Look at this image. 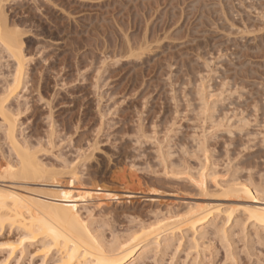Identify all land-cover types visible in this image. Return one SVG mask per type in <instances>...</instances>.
<instances>
[{
	"label": "rangeland",
	"instance_id": "rangeland-1",
	"mask_svg": "<svg viewBox=\"0 0 264 264\" xmlns=\"http://www.w3.org/2000/svg\"><path fill=\"white\" fill-rule=\"evenodd\" d=\"M4 1L8 22L17 23L19 31L28 28L24 29L28 33H23L22 52L27 56L25 62L27 58L31 61L27 60L24 66L25 87L21 84L18 93L12 92L1 108L17 118L16 135L21 147L29 146L26 147L31 153L36 152L49 168L55 166L62 171L76 167L77 177L82 180L66 185L73 175L67 169L69 175L63 171L65 176L61 177V173L60 185L65 189L80 187L79 193L84 198L76 193L72 196L78 198L74 199L78 201V211L86 224L90 221L89 226L105 234L108 243L117 235L120 239L129 236V231L135 232L142 225L141 220L146 227L155 225L159 219L175 221L178 219L175 214L182 215L189 205L208 207L213 202V205L221 203L222 207L239 203L247 207L249 203L250 207L264 206L263 191L251 199L244 195L241 198L220 195L222 186L226 188L228 183L238 181L241 184L253 181L251 187L264 188V0ZM143 43H148L145 48ZM1 47L2 43L0 97H3L8 92L1 86L11 85L16 61ZM134 49L138 50L137 58L138 54L132 53ZM7 73L12 74L5 77ZM202 101L210 106L207 112L204 110L208 106ZM2 116L0 182H8L4 171L7 163L16 166L17 156L4 132L6 122ZM196 144H205L204 149ZM92 148H97L94 153ZM160 150H164V156L159 155ZM90 152L92 155H88ZM4 165L7 167L3 171ZM187 166L191 168L189 171ZM191 177L204 181L202 184L208 191L201 190L199 181L193 178L190 181ZM194 181L198 184H193ZM215 181L221 188L216 187ZM17 184L25 194L47 189L38 183ZM84 206L92 216L87 215L89 210ZM23 211L31 215L30 210ZM89 216L95 221L88 220ZM242 218L246 223V227L242 225L245 236L239 233L242 222L236 224L232 220L223 225L226 230L221 231L227 234L222 239L217 232L219 223L223 224L220 218L214 226L217 231L213 223L208 226L206 223L204 230L198 231L206 236L201 239L197 233L200 237H195L199 239V243L195 241L197 248L190 242L193 239L190 232L185 238L177 235L170 249L162 247L163 241L159 247L152 245L142 260L130 262L264 264V234H260L263 227L261 230L254 222H247L243 214ZM18 237L17 229L0 228V264H53L51 253L36 255L40 243L29 247V240L27 245L24 243L27 246L24 251L20 248L10 254V245L17 244ZM178 241L183 244L179 246ZM175 245L179 247L174 254Z\"/></svg>",
	"mask_w": 264,
	"mask_h": 264
},
{
	"label": "bare ground",
	"instance_id": "bare-ground-1",
	"mask_svg": "<svg viewBox=\"0 0 264 264\" xmlns=\"http://www.w3.org/2000/svg\"><path fill=\"white\" fill-rule=\"evenodd\" d=\"M8 1V0H7ZM4 0H0V43H2V47L4 46V51H8L7 54L11 55L10 57H14L15 58V61L16 63L14 62L15 65V71H11L12 73H7L8 76H5V77H10L11 76V83L8 84L10 86H7L5 84H2V85H5L7 86V88L5 86H1L3 87L2 89H6L5 91L8 92L5 93V95L3 97H0V114L1 116L3 117V120L6 122L5 124V128H6V134L7 136L9 137V143L12 145L11 147L14 149H16V151L12 148H10L14 153H16L14 156L17 158L16 160V166H14L13 164L11 163H7L8 165V168H6L7 166L3 167V171H4V168H6V170L4 171V175L5 174H8V178L6 180H8V182H0V228H6V227H9L10 229H17L18 231V235L20 237H18L19 239H17V244H12L13 246L10 245V254H13L17 249H20L22 251H24V249H26V241H28V246H32L34 245L35 243H40V247L37 248V251H35V254H42L43 256H46L47 254L51 253V257L53 256V264H132V262L130 261H136L137 259H141L142 257L145 258L144 256H146L150 251L149 249L151 248V246H155V247H159L160 245H162L161 243L164 241V245L162 247H165V248H169V246L171 245V241L172 240H176L175 237H177V235L182 236V238L185 236L184 235H188L190 234H193L192 236V240L195 241H198L199 243V239H195V237H197V233L199 234V232L201 231L202 232V229L204 228L205 224L207 223V226L209 225L208 223H213L212 226L213 228H215V230L217 231V227H214L216 226V223L217 220L219 221V219L221 218V221L220 222H223V224L219 223V226H220V230H219V227H218V230L217 231L220 236L222 234V239H225L226 238V234L225 232L221 231L222 228L225 229L224 226H226V224H228V222H231L232 220L234 221V223L238 224V223H241L242 221L244 222L243 218H242V214L243 216H245V220H248L250 222H254V225L260 227V229L262 230V227H263V232L260 233V234H264V206H256L254 205V207H250V203H249V207H247V205L243 204L241 205V203H239L240 205L238 206H228V207H222L223 205L220 203L217 204H214L213 205V202H212V205L209 204L208 207L207 206H202V207H199V208H196L195 205L191 207V205H189L188 210L187 211H183V214L180 215L179 214H175V216L178 218L176 219L175 221H167V219L165 220H158V221H164L163 223L161 222H158L157 223H153L155 225L153 226H149V227H146L145 225H143L142 223V220H141V226L138 227V229H134L135 232H128L130 234H128L129 236H126V238H120L116 237L115 238H112L114 239L113 241L111 240L110 243H108L105 239H104V233H102L99 230H96L95 228H93L91 225L89 226L90 224V221L88 224H86L85 220L81 217L80 213L78 211V208H79V205H78V201L76 202V200L78 199L77 197H80V196H84L85 195H80L81 193L80 190H78L80 187H71V185H68L70 186L71 188H67L65 189L62 188V185H60V183L62 184V182H60L61 177H63V174L65 176V172H66V175H69L68 172L70 173V175H72L69 180H67L66 182V185L68 184V182L70 181H73L72 183H77L75 182L76 180L80 181V179L77 177V175H79L78 173L76 174V167H74L75 164H73V167L74 168H71L68 169V168H63V170L61 171L60 167V171L57 170L58 168L56 167V169L54 168L55 166H50L47 167V164H44L42 163L43 161H41L39 159V157L37 155H35L34 151L31 153L32 150H29V146H23L21 147L20 144H19V140L17 138V133H16V122L17 121V118H14V116L10 115V109L8 110L5 106V108L9 111V113H6L4 112L3 110L5 109H2V103L4 102V100H8L9 99V96L12 95V92L13 94L15 92H17V89L20 87V86H24V83L22 84V81L25 82L27 80H23V78L25 77L26 75V71H25V75L23 77V72L25 69V59L27 56H24L23 54V49H22V46H23V33H28L27 31H24V29L22 31L21 30L19 31L18 30V25L17 23L14 24V22H12L13 24L9 23L8 20H7V13H6V10H5V5L4 4ZM10 2V1H9ZM12 19V18H11ZM14 20V19H13ZM17 25V26H16ZM27 25V24H26ZM20 27V26H19ZM24 27V26H23ZM21 28V27H20ZM19 28V29H20ZM28 29V28H27ZM25 29V30H27ZM146 29V28H145ZM31 31V30H30ZM37 31V30H36ZM122 31V30H121ZM147 31V30H146ZM32 32V31H31ZM29 32V33H31ZM172 32V31H171ZM166 33V32H165ZM168 33V32H167ZM124 32H123V36H124ZM146 34V32H145ZM32 35V33H31ZM34 35V34H33ZM144 35V34H143ZM25 36V35H24ZM127 36V35H126ZM145 36V35H144ZM36 37V35H35ZM125 37V36H124ZM159 37V35H158ZM129 38V37H128ZM143 38V37H142ZM141 38V39H142ZM172 38V37H171ZM44 39V38H43ZM125 39H127V37H125ZM165 39V38H164ZM147 40V39H146ZM51 41V40H50ZM130 40L127 41V43L129 42ZM145 41V40H144ZM161 41V40H160ZM159 41V42H160ZM52 42V41H51ZM141 42V40H140ZM139 42V44H140ZM146 42V41H145ZM154 42V41H152ZM158 42V41H155V43ZM150 43V42H149ZM70 44V43H68ZM145 45H142L144 48L145 46L148 44V43H143ZM154 44V43H153ZM73 45V44H72ZM71 45V46H72ZM76 45V44H75ZM141 45V44H140ZM140 45L138 47H140ZM150 46L152 45L151 43L149 44ZM157 45V44H155ZM25 46V45H24ZM129 46H130V43H129ZM128 46V47H129ZM137 47V48H138ZM142 47V48H143ZM149 47V46H147ZM103 48V47H102ZM136 48V47H135ZM141 48V47H140ZM140 52L142 51V49H140ZM129 50L131 48H128ZM155 49H157L155 47ZM116 50V49H115ZM114 50V51H115ZM145 50V49H144ZM146 50H149L151 51V49L147 48ZM153 50V48H152ZM3 51V50H2ZM131 51V50H130ZM128 51V54H130L131 52ZM133 51V50H132ZM136 51V49H134V51L132 53H134ZM138 51V50H137ZM136 51V52H137ZM105 52V51H104ZM127 52V51H126ZM135 52V53H136ZM145 51H142V53L144 54ZM148 52V51H147ZM154 52V51H153ZM5 53V54H6ZM131 53V54H132ZM150 53V52H149ZM2 54V53H1ZM6 54V56H7ZM130 54V55H131ZM138 54L137 56H135V58H137L139 56V53H136ZM152 54V52H151ZM3 55V54H2ZM8 55V57H9ZM130 55H128L130 57ZM135 55V54H133ZM132 55V56H133ZM4 56V55H3ZM115 56V55H114ZM122 56V55H121ZM123 56H126V55H123ZM142 56H145V55H142ZM12 57V58H13ZM128 57V58H129ZM141 57V55H140ZM139 57V58H140ZM4 58V57H3ZM12 58H11V61H12ZM134 58V56H133ZM30 60V59H29ZM28 60V61H29ZM143 60V59H142ZM10 61V62H11ZM14 61V60H13ZM31 61V60H30ZM9 64V63H8ZM13 64V63H12ZM10 67V66H9ZM8 67V68H9ZM14 67V65H13ZM13 69V68H11ZM181 69V68H180ZM28 70V69H27ZM10 72V70H9ZM180 72V71H179ZM245 72V71H244ZM2 73V72H1ZM3 74H6V72H4ZM10 75V76H9ZM4 77V79H5ZM3 78V77H2ZM26 78V77H25ZM8 79V78H7ZM5 79V81L7 80ZM8 81V80H7ZM189 81V80H188ZM3 83V80L1 81ZM22 84V85H21ZM26 84V83H25ZM28 84V83H27ZM26 84V85H27ZM9 87V88H8ZM25 87V86H24ZM11 88V89H10ZM21 88V87H20ZM19 88V89H20ZM9 89V91H8ZM244 89V88H242ZM241 89V90H242ZM246 89V88H245ZM16 90V91H15ZM15 91V92H14ZM10 92V93H9ZM184 92V91H183ZM240 92V91H239ZM18 93V92H17ZM197 93V92H195ZM200 93V91H199ZM198 93V95H199ZM7 94V96H6ZM248 94V93H247ZM196 95V94H195ZM202 95V94H201ZM239 95V94H238ZM186 96V95H185ZM240 96V95H239ZM238 96V97H239ZM7 99H6V98ZM12 97V96H10ZM203 97V96H202ZM3 98V99H2ZM240 98V97H239ZM176 99V98H175ZM199 100V99H198ZM197 100V101H198ZM200 100H202V98H200ZM203 101L205 102V100L203 99ZM202 101V102H203ZM10 102V100H9ZM203 102V103H204ZM5 103V102H4ZM3 103V104H4ZM200 103V101L198 102ZM202 104V103H201ZM205 104V103H204ZM207 104V103H206ZM205 104V105H206ZM240 104V103H239ZM208 106V104L206 105ZM210 106H208V108L206 107L205 108V112H207L206 109H209ZM223 107V106H222ZM204 108V107H203ZM202 108V109H203ZM201 109V107H200ZM214 111V110H213ZM215 112V111H214ZM217 112V111H216ZM13 113V112H11ZM212 113V112H210ZM8 114V115H7ZM208 114V113H207ZM209 115V114H208ZM10 116V117H9ZM215 116V115H214ZM213 116V117H214ZM1 117V118H2ZM17 117V116H16ZM211 117V116H210ZM4 122V123H5ZM4 123H2L4 125ZM169 134V133H168ZM168 136V135H167ZM166 136V137H167ZM171 138H172V135H170ZM165 137V139H166ZM168 138V137H167ZM202 138V137H201ZM203 139H206V138H203ZM203 139H201V141L199 142L200 144H202L204 141H202ZM12 143H11V142ZM166 141V140H165ZM168 141V140H167ZM166 141V142H167ZM207 141V140H206ZM205 141V142H206ZM161 142V141H160ZM170 142V141H169ZM166 143V144H169ZM202 142V143H201ZM200 144H196V145H199V149L201 146H205V144L201 145ZM14 145V147H13ZM175 145V144H174ZM207 145V144H206ZM95 146V145H94ZM204 146L202 149H204ZM92 147V145H91ZM96 147V146H95ZM182 147V146H181ZM180 147V149H181ZM208 147V146H206ZM31 148V147H30ZM161 148V147H160ZM95 149L97 148H92L93 150V153L95 151ZM168 149V148H167ZM198 149V148H196ZM207 148H205L206 150ZM169 150H172V149H169ZM208 150V149H207ZM11 151V152H12ZM161 151V150H160ZM167 151V150H166ZM165 151V152H166ZM184 151V150H183ZM92 152V151H91ZM91 152L88 154V155H92ZM164 153V150L161 151V153H159V155H162ZM169 152V151H168ZM202 152V151H200ZM205 152V151H204ZM13 153V154H14ZM187 153V152H186ZM189 153V152H188ZM10 154V153H9ZM12 154V155H13ZM170 154V153H169ZM174 154V153H173ZM11 155V154H10ZM94 155V154H93ZM165 155V153H164ZM162 155V156H164ZM172 155V154H171ZM177 155V154H175ZM251 155V154H250ZM183 156V155H182ZM185 156V155H184ZM11 157V156H10ZM85 157H87V155H85ZM93 157V156H92ZM161 157V156H160ZM173 157V156H172ZM163 158V157H162ZM161 160L163 162H166L168 163L166 160H168L166 157V160L165 158H163ZM180 158V157H179ZM186 158V157H185ZM87 159H89L87 157ZM92 159V158H91ZM90 159V160H91ZM247 159V158H246ZM111 160V159H110ZM171 160V159H170ZM180 160V159H179ZM182 160V159H181ZM244 160V159H243ZM256 160V159H255ZM88 161V160H87ZM161 161V162H162ZM66 162V161H65ZM64 162V163H65ZM97 162V161H96ZM162 162V163H163ZM180 162V161H179ZM160 163V162H159ZM166 163L164 165H166ZM171 163V162H170ZM181 163H184L183 161ZM68 164V163H67ZM186 161H185V165H186ZM99 165V164H98ZM162 165V164H161ZM163 165V167H164ZM1 166V164H0ZM65 167V164L63 165ZM68 166V165H67ZM66 166V167H67ZM71 166V165H70ZM168 166V165H167ZM166 166V167H167ZM183 166V165H182ZM180 165V167H182ZM2 167V166H1ZM52 167V168H51ZM78 167V166H77ZM178 167H179V164H178ZM165 168V167H164ZM177 168V167H176ZM183 168V167H182ZM188 168V166H187ZM65 169V170H64ZM68 169V170H67ZM72 169V170H71ZM75 169V170H74ZM116 169V167H115ZM118 169V168H117ZM167 169V168H166ZM186 169V168H185ZM184 169V170H185ZM189 169H191L190 167L188 168L187 171H189ZM255 169V168H254ZM68 172H67V171ZM71 170V171H70ZM78 170V169H77ZM168 170V169H167ZM166 170V173L168 172ZM170 170V169H169ZM183 170V169H182ZM238 170V169H237ZM244 170V169H242ZM249 169H247V172H248ZM252 170V169H251ZM250 170V171H251ZM2 171V172H3ZM63 171H65L63 173ZM76 171V172H75ZM85 171V170H84ZM123 171V170H121ZM172 171V169H171ZM170 171V172H171ZM178 171H181V170H178ZM186 171V172H187ZM192 171V170H191ZM241 171V170H240ZM6 172V173H5ZM72 172V173H71ZM114 172V171H113ZM116 172V171H115ZM185 172V171H184ZM61 173H62V176H61ZM117 173V172H116ZM174 173V172H173ZM172 173L173 176H175L174 174ZM177 173V172H176ZM180 173V172H179ZM189 173V172H188ZM237 173V172H236ZM249 173V172H248ZM264 173V172H263ZM83 174V173H82ZM81 174V175H82ZM131 174V173H130ZM181 174V173H180ZM196 174V173H195ZM203 174V173H202ZM261 174V173H260ZM117 175V174H116ZM123 175V174H122ZM126 175V173H124V176ZM168 175V174H167ZM237 175V174H236ZM248 175V174H247ZM263 175V174H262ZM61 176V177H60ZM118 176V175H117ZM192 176L191 174L189 175V177ZM198 176V175H197ZM5 179V176H3ZM195 177V176H194ZM194 177H191L189 178L190 181L192 180H197L199 181L201 184L204 182H201L202 180H198V178H195ZM199 177V176H198ZM235 177V176H234ZM249 177V176H248ZM260 177V176H259ZM112 178V177H111ZM118 178V177H117ZM121 178V177H120ZM124 178V177H122ZM128 178V177H127ZM167 178V177H166ZM169 178V177H168ZM171 178V177H170ZM176 178V177H174ZM183 178V177H181ZM180 178V179H181ZM126 179V178H125ZM187 179V178H186ZM82 180V179H81ZM91 180H94V179H91ZM127 180V179H126ZM126 180H123V181H126ZM239 180V179H238ZM57 181V183H56ZM120 181V180H119ZM122 181V180H121ZM122 181V182H123ZM133 181V180H132ZM194 181V182H195ZM247 181V179H246ZM18 182L20 183H38V184H42V185H46L47 189H44L43 190L44 192H41V193H29V194H25L23 192H21V189L20 187L18 186ZM59 182V183H58ZM103 182V181H102ZM127 182V181H126ZM140 182V181H139ZM193 182V181H192ZM216 183L218 181H215ZM239 182V181H238ZM232 182V184L230 185V183H228V187L225 186L226 188H224L222 185V188L221 191H218L221 192L220 195L224 196V195H227L229 197H234V198H237V197H242L243 195L249 199H251L252 197H254V194L256 193L257 195V192H261V193H264V188H261L260 185L259 187L258 186H254L251 187V185H249L251 182L253 181H249V184L248 181L247 183H243L241 184L240 182ZM262 182V180H261ZM80 183V182H79ZM130 182H128L129 184ZM132 183V182H131ZM184 183V182H183ZM190 183V182H189ZM197 182L193 183V184H196ZM215 183V184H216ZM227 183V182H226ZM236 183V184H235ZM254 183V182H253ZM65 184V183H64ZM63 184V185H64ZM71 184V183H70ZM81 184V183H80ZM126 184V185H128ZM198 184V183H197ZM201 184L197 185L200 189V186ZM218 184V183H217ZM216 184V187L218 188L219 184L217 185ZM252 184V183H251ZM261 184V183H260ZM91 185V184H90ZM257 185V184H256ZM65 186V185H64ZM77 186V185H76ZM134 186V185H133ZM196 185H194L195 187ZM215 186V185H213ZM219 186V187H220ZM262 186V185H261ZM128 187V186H127ZM82 188V187H81ZM130 188V186H129ZM128 188V189H129ZM132 188V187H131ZM130 188V189H131ZM221 188V187H220ZM119 189V188H118ZM126 189V191L128 190ZM136 189V188H135ZM202 189H205V183L204 185L202 184V187H201V190ZM207 189V188H206ZM204 190V191H208V190ZM213 189V188H212ZM125 190V189H124ZM123 190V191H124ZM211 190V189H210ZM216 190V188H215ZM77 191V192H76ZM137 192V190H135ZM134 191V192H135ZM140 191V190H139ZM138 191V192H139ZM142 191V190H141ZM214 191V190H213ZM129 192V191H127ZM144 192V191H143ZM76 193L78 195L73 196V194ZM118 193V192H116ZM223 193V194H222ZM260 193V194H261ZM84 194V193H82ZM89 194V193H88ZM132 194V193H131ZM90 195V194H89ZM93 195V194H91ZM90 195V196H91ZM118 195V194H117ZM116 195V196H117ZM248 195V196H246ZM255 195V196H256ZM88 196V195H87ZM89 196V197H90ZM119 196V195H118ZM117 196V197H118ZM123 196V195H122ZM125 196V195H124ZM129 196V195H127ZM243 196V197H244ZM264 196V194H263ZM226 197V196H225ZM259 197V195L257 196ZM261 197V195H260ZM260 197L258 199H260ZM73 198V199H72ZM82 198V197H80ZM88 198V197H87ZM239 198V199H240ZM255 198V197H254ZM264 198V197H263ZM76 199V200H74ZM257 199V198H256ZM254 199L255 201H259L258 199L256 200ZM124 200V198H123ZM217 200V199H216ZM253 200V199H252ZM253 200V202H255ZM262 200V199H260ZM92 201V200H91ZM264 201V200H263ZM262 201V202H263ZM82 202V201H81ZM187 202V201H185ZM260 202V201H259ZM100 203V202H99ZM105 203V202H104ZM123 203V202H122ZM189 203V202H188ZM245 203V202H244ZM252 203V202H251ZM256 203V202H255ZM81 204V203H80ZM102 204V203H101ZM190 204V203H189ZM264 204V203H263ZM96 206V205H95ZM246 206V207H245ZM198 207V206H197ZM85 210L88 209L86 208L85 206L83 207ZM23 209H27L28 211L30 210V213L31 215L29 214H25V212L23 211ZM38 209V210H37ZM42 209V210H41ZM92 209V208H91ZM89 210V209H88ZM169 211V209H168ZM91 211L89 210L88 213H90ZM167 212V211H165ZM87 215H90L92 216V212L90 214ZM163 213V212H161ZM160 213V214H161ZM170 213V212H169ZM167 212V214H169ZM173 213V211H172ZM162 215V214H161ZM172 215V214H171ZM89 216V217H90ZM173 216V215H172ZM174 216V217H175ZM220 217V218H219ZM157 218V217H156ZM167 218V217H165ZM170 218V217H169ZM219 218V219H218ZM88 220L92 219L91 217L90 218H87ZM94 220V219H92ZM91 220V221H92ZM156 220V219H155ZM95 221V220H94ZM98 221V219L96 220V222ZM93 222V221H92ZM96 222H93V223H96ZM99 222V221H98ZM227 222V223H226ZM242 222V223H243ZM249 222V223H250ZM100 223V222H99ZM103 223V222H102ZM101 223V224H102ZM159 223V224H158ZM226 223V224H225ZM233 223V222H232ZM233 223V224H234ZM241 223V226L242 225H245L244 223L242 224ZM157 224V225H156ZM225 224V225H224ZM252 224V223H251ZM94 225V224H93ZM104 225V224H103ZM224 225V226H223ZM107 226V224H106ZM129 226V225H128ZM138 226V225H137ZM211 226V225H210ZM237 226V225H236ZM239 226V225H238ZM246 227V225H245ZM257 227V228H258ZM104 228V227H103ZM127 228V227H126ZM233 228V227H232ZM236 228V227H235ZM256 228V227H255ZM102 229V228H101ZM223 229V230H224ZM239 229H244V226H242V228H239ZM112 230V229H110ZM204 230V229H203ZM206 230V229H205ZM226 230V229H225ZM256 230V229H255ZM100 231V232H99ZM199 231V232H198ZM215 232V234L217 235V232ZM232 231V230H230ZM239 231V230H238ZM258 232V229L256 230ZM106 232V231H105ZM122 232V231H121ZM120 232V234H121ZM125 232V231H124ZM240 232H243L244 231H239ZM111 233V232H110ZM127 233V232H126ZM224 233V234H223ZM231 233V232H230ZM248 234V233H247ZM258 234L255 232V235ZM112 235V234H111ZM124 235V234H123ZM200 235V234H199ZM231 235V234H230ZM245 236V233L243 234ZM259 235V234H258ZM116 236V233L114 235V237ZM202 236H206L205 234ZM201 235V239L203 238ZM243 236V237H244ZM247 236V235H246ZM257 236V235H256ZM112 236H110L111 238ZM122 237V236H121ZM199 237V236H198ZM197 237V238H198ZM199 237V238H200ZM216 237V236H215ZM258 237V236H257ZM260 237V236H259ZM258 237V239H259ZM175 238V239H174ZM228 238V237H227ZM241 238V237H240ZM256 238V237H255ZM189 239V240H191ZM242 239V238H241ZM252 239V238H251ZM180 240V239H179ZM190 241L192 242L194 245H193V248H197L196 246H199L197 242H193V241ZM205 239H203L204 241ZM248 240V239H247ZM181 241H183L184 243V240L182 239ZM181 241H178L177 243L179 244H183L181 243ZM186 241V240H185ZM229 241H231L229 239ZM241 241H244V240H241ZM260 241V239H259ZM24 243L26 245H24ZM197 243V244H196ZM244 243V242H243ZM247 243V242H246ZM250 243V240L249 242ZM260 243V242H259ZM173 244H174V241H173ZM177 244V245H178ZM191 244V243H189ZM196 244V245H195ZM231 244V243H230ZM229 244V245H230ZM252 244V243H251ZM18 245H21L20 247H18ZM187 245V244H186ZM259 245V244H258ZM261 245V244H260ZM176 246V245H175ZM179 246H176L175 249H174V254L176 253L175 251H178V249L176 250V248H178ZM183 246V245H181ZM184 246H185V243H184ZM183 246V247H184ZM192 246V244H191ZM195 246V247H194ZM248 246V245H247ZM263 246V245H262ZM153 247V248H155ZM173 247V245H172ZM186 247V246H185ZM243 247V246H242ZM230 248V246L227 245V249ZM244 248V247H243ZM245 248H247L245 246ZM244 248V249H245ZM155 249H158V248H155ZM154 249V251H155ZM161 249V248H160ZM170 249V248H169ZM191 248L187 249V251H189ZM233 249V248H232ZM231 249V250H232ZM162 250V249H161ZM164 250V249H163ZM234 250V249H233ZM232 250V251H233ZM249 250V249H248ZM229 251V249H228ZM156 252V251H155ZM186 252V251H185ZM230 252V251H229ZM243 252V251H242ZM245 252V251H244ZM249 252V251H248ZM154 253V252H152ZM157 255L160 254V251L159 253L156 252ZM155 253V255H156ZM162 253V252H161ZM172 253V255H173ZM251 253V252H250ZM232 254H236V253H232ZM243 254V253H242ZM247 254V252H246ZM154 255V257H155ZM162 255V254H161ZM231 255V254H229ZM160 256V255H159ZM167 256V255H166ZM233 256V255H231ZM247 256V255H246ZM252 256V255H251ZM153 257L152 260H156L155 258ZM171 257V256H170ZM249 257H250V254H249ZM164 259V258H163ZM162 259V260H163ZM142 260V259H141ZM159 260V258H158ZM138 261V260H137ZM165 261V260H163ZM162 261V263H163ZM133 262V263H134ZM138 263V262H137ZM157 263V262H155ZM161 264V263H160ZM235 264V263H234ZM239 264V263H238Z\"/></svg>",
	"mask_w": 264,
	"mask_h": 264
}]
</instances>
